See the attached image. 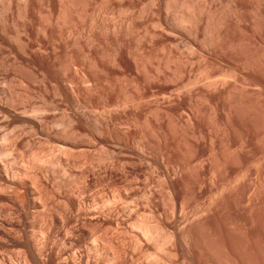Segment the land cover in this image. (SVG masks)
Here are the masks:
<instances>
[{"label": "rangeland", "instance_id": "374dc122", "mask_svg": "<svg viewBox=\"0 0 264 264\" xmlns=\"http://www.w3.org/2000/svg\"><path fill=\"white\" fill-rule=\"evenodd\" d=\"M22 2L0 1V106L48 109L49 132L24 138L50 133L67 161L87 163L65 180L59 165L49 182L32 170L46 193L86 207L114 194L116 264H264V0ZM62 115L76 132L66 139L53 123ZM14 124L0 108V137ZM21 151L0 159L25 167ZM104 214L91 223L105 226ZM143 223L154 240L137 233Z\"/></svg>", "mask_w": 264, "mask_h": 264}, {"label": "bare ground", "instance_id": "6f19581e", "mask_svg": "<svg viewBox=\"0 0 264 264\" xmlns=\"http://www.w3.org/2000/svg\"><path fill=\"white\" fill-rule=\"evenodd\" d=\"M19 1L25 2V0H19ZM4 2H6V1H4ZM24 2H22V3H24ZM31 3H32V1H31ZM9 4H10V1H9ZM5 11H6V9H5ZM3 16H4V14H3ZM183 19H185V18H183ZM183 19H181V20H183ZM25 28H24V31H25ZM26 30L28 31V29H26ZM7 32H8V30H7ZM5 34H7V33H5ZM5 34H3V35H5ZM44 34H45L44 36L47 35L45 32H44ZM22 36H23V34H22ZM38 40L39 39H37V41ZM12 42H13V40H12ZM17 42L19 43V41H17ZM2 44L3 43H1L0 46L3 49V48H5V45H3L4 47H2ZM9 50H10V48H9ZM36 51H38V49ZM43 52H44V50H43ZM4 53H6V52H4ZM4 56H3V59L5 58ZM14 57H18V56H16V53H15ZM3 59H1V60H3ZM5 59H7V58H5ZM7 61H6V63H7ZM15 61L17 62V60H15ZM3 63H5L4 60H3ZM1 64H2V61H1ZM1 64H0V66H1ZM8 64H9V62H8ZM9 66H12V65L9 64ZM2 67H4V65ZM6 67H8L7 64H6ZM31 75H32V73H31ZM44 77L46 78L47 76H44ZM45 78H43V79H45ZM17 79H18V77H17ZM19 80H20V78H19ZM46 81H48V80H46ZM21 82H22V80H21ZM21 82H19V83H21ZM42 82H44L43 84H45L44 80H42L41 83ZM46 86L47 85H45V87ZM57 86H59V85H57ZM57 86L55 87L56 89H57ZM13 94H15V93H13ZM13 94H9V95L6 94V96H5L6 100L9 101L11 104L12 103L15 104V102H16V104H18L17 101L20 100V99H18L20 96L18 97V95L15 96ZM28 96L29 95L27 94V97ZM61 96H62V94H61ZM22 102H24V101H22ZM16 104L14 106H16ZM24 107L25 108H23V110L20 111L23 115L20 116V115H18V112L16 113V111H14V110L7 109V107L4 109L2 106H0V108L2 110H4V112L8 115V117L11 118V121L13 120L15 122H19V123L24 124V125H15L14 124L15 126H14V128H12L13 130L10 132V134H7V135L4 134V136L0 137V141L4 142V144H5L4 146H2L0 151L2 152V154L4 156L6 154H15L17 152H18L17 154H20L19 151H21V150L25 151L24 155H23V153H21V154L27 162V166L19 167L16 164L11 165L8 163V165H6V164H4L6 160L2 161V159H0V189H1L3 184L10 185V188L12 189V191L10 190L12 192V195H11L12 197H10V198H12V199L10 201L8 200L9 202H12L11 204H9L10 207H11V205H12V207H11V210L8 212H10V216H13L12 222L8 223L7 225H5V223L1 222V219H0V264H116V258L118 259V257H116L117 256L116 255L117 249L115 247L117 245H116L115 236L117 235V233H115V232L117 231V229H116V219L114 216V214H116V213H114V210L116 209L115 204H117L118 201L116 200L117 202L115 203L116 198L114 197V194H113V196L109 197L108 199L106 198L107 199L106 201L105 200L103 201V199H101V201L100 200L98 201L96 199H99V198H94V202H92V204H88L87 207H86L85 203H83L84 200L81 201L83 198L82 197L83 191L81 193L78 192L79 195H82L81 196L82 198H80L79 195H78L79 197H77V195H76V193L78 191L77 189H76L77 190L76 192H74V191H73L74 193L72 192L76 196L71 195L68 197V199H67L68 195L66 197L64 196L65 201L62 199V197L58 198L57 196H55L56 194L55 195H49L50 193L47 194L46 193L47 188L45 187L46 185L43 186L42 183L39 182L43 177L41 176L42 177L41 178L39 176L40 177L39 178L36 176L37 174L35 175L34 173L35 172L38 173L37 171H39V173L41 172L43 174L45 180H47L49 182L50 180L48 177L51 175L50 173L53 172L52 174H54L56 172V171L54 172L55 165H59L63 168V171H64L63 175H65L63 180H65L68 177V176L66 177V175H67L66 173H69L70 168H72L73 166L76 167L78 165L76 162H78V161L75 160L76 162H74L71 159H70L71 161L66 160V158H67L66 155L69 154V153L66 154V152L69 149V148L68 149L66 148L67 147V145L65 143L66 140L64 142V145L62 143V145H63L62 146L61 144H59V142H57V140L55 138H53L51 136L50 133H48L46 135L47 139H45L44 141L41 140V141L37 142L36 140L35 141L32 140L31 138L33 135L36 134V132H39L41 130H43V131L45 130L43 133H45V132L47 133L46 127H48V125L46 126V124L45 125L43 124V119H44L45 115L47 114L48 109L38 107V106L37 107L31 106L32 108H29L26 105H24ZM51 114H53V113H51ZM24 115H26V116L24 117ZM27 115H29V117ZM62 116L63 117L61 119L55 118L53 123H54V126H57V127L59 126L60 128L63 127L61 135L66 139V136H67L66 134L70 135V133L75 132V128H73V126L70 124V122L72 120V118H71V120H69L70 125H68L69 127L67 130V124H66L67 118L65 119V117H67V116H65V115H62ZM26 117H28V118H26ZM10 124H11V122H10ZM49 128L50 127H48V132L50 130ZM26 134L27 135L29 134L30 136L32 135L31 138L25 139L24 136L26 137ZM61 141H63V140H61ZM57 143L61 146H59ZM53 150H55V151H53ZM46 151H47V153H50V154L52 153L51 155L54 154L53 152L57 151L59 153V156L56 157V159H54L55 157L53 156L54 158L53 157L52 158L54 160H52V159H50L51 156L49 154L46 155V153H45ZM6 163H7V161H6ZM78 163L82 167V165H84L86 163V160H80V162H78ZM50 164H52V165H50ZM53 166H54V169L52 168ZM84 166H86V165H84ZM92 166H94V165L92 164ZM62 168H60V169L62 170ZM111 168H113V167H111ZM66 169L68 170V172L66 171ZM32 170L33 171L37 170V171H34V173H33ZM57 175H58V173H57ZM114 177H115V175H114ZM62 178H63V176H62ZM53 179H56V178H53ZM45 180H43L42 182H44ZM49 184H51V183H49ZM58 184L60 186V183H58ZM66 185H64V186H66ZM52 187H53V185H52ZM61 189L62 188H60V190ZM11 192H9V193H11ZM0 193H1V191H0ZM57 193H58V189H57ZM86 193L87 192H85V194ZM116 197H117V195H116ZM120 197H119V199H120ZM78 198H80L81 200ZM126 198H128V197H126ZM0 199H1V195H0ZM92 199L93 198H91V200ZM89 203H91V202H89ZM67 204H68V208H67ZM82 204H84V206ZM125 206H127V205H125ZM128 206H130L129 208H131V205H128ZM122 207H124V206H122ZM1 208L3 209V207H1ZM55 208H56L55 211H57V213L55 211H54V213L52 212ZM84 210L91 211L90 215L87 216L86 218L82 214V212ZM104 211H105L104 215L106 216V217H103V218H105L104 220H106L105 226L104 225H102L103 227L98 226V225H100L97 223L98 221L91 223L92 220L96 219L98 215L101 216L100 215L101 212L103 213ZM131 211H132V209H131ZM1 213H3V212H1ZM11 213H12V215H11ZM85 215H87V214H85ZM7 219L9 220V217ZM87 219L91 220L90 221L91 227H88L89 224L87 223V221H88ZM4 221H6V220H4ZM6 222H8V221H6ZM101 224H104V223H101ZM134 224H135V222H134ZM136 225H134V226H136ZM139 225H138V227H139L140 231L137 232V230H136L137 228L135 230L137 233H139L140 236H142L143 238L148 237L149 240H151V239L154 240V238L157 237V235L152 232L153 230H150V228H148V227H153V226L147 225L148 226L147 227L144 223H143L144 226H139ZM159 231L160 230H158L156 233L159 234L160 233ZM118 233H119V231H118ZM106 234L108 235V237ZM103 235L104 236L106 235L107 238H105ZM170 235H171V233H170ZM173 235H175V234L173 233ZM132 236H133V234H132ZM178 236H179V234H178ZM160 237L161 236H159V238ZM138 238L136 239L138 241V243H142V242H139ZM166 238H167V236H166ZM183 238H185L187 240V242L189 241L187 236L186 237L184 236ZM117 239H118V236H117ZM160 239H162V238H160ZM165 239H162V240L164 241ZM167 239L169 240L170 238H167ZM146 241H148V240H146ZM158 241H160V240H157L156 243H158ZM183 241L185 242V240H183ZM160 242H162V241H160ZM165 242L168 243L169 241L165 240ZM185 244H186V242H185ZM158 246H159V248L161 247L159 244H157V247ZM187 246H189V245H187ZM162 247H161V249H162ZM117 251H119V250H117ZM146 257H147V255H146Z\"/></svg>", "mask_w": 264, "mask_h": 264}]
</instances>
